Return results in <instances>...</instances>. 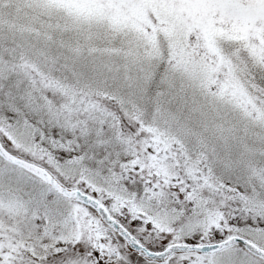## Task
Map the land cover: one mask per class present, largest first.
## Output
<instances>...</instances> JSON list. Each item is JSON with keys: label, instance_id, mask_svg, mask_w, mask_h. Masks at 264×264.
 <instances>
[{"label": "snow or ice", "instance_id": "obj_1", "mask_svg": "<svg viewBox=\"0 0 264 264\" xmlns=\"http://www.w3.org/2000/svg\"><path fill=\"white\" fill-rule=\"evenodd\" d=\"M0 264H264V0H0Z\"/></svg>", "mask_w": 264, "mask_h": 264}]
</instances>
